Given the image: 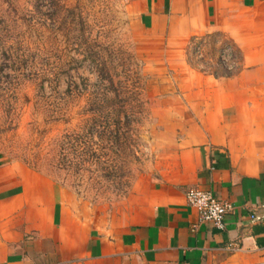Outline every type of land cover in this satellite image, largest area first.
Masks as SVG:
<instances>
[{"label": "crops", "instance_id": "1", "mask_svg": "<svg viewBox=\"0 0 264 264\" xmlns=\"http://www.w3.org/2000/svg\"><path fill=\"white\" fill-rule=\"evenodd\" d=\"M134 3L169 56L221 36L238 70L178 59L179 87L156 109L171 152L122 213L104 218L27 166L0 165V264H264V0ZM188 189L231 204L222 230L199 223Z\"/></svg>", "mask_w": 264, "mask_h": 264}, {"label": "rangeland", "instance_id": "2", "mask_svg": "<svg viewBox=\"0 0 264 264\" xmlns=\"http://www.w3.org/2000/svg\"><path fill=\"white\" fill-rule=\"evenodd\" d=\"M135 1L0 0V165L27 166L104 218L171 152L156 109L179 87L180 57L221 70L226 50L228 74L240 62L221 36L201 57L190 45L169 56L144 37Z\"/></svg>", "mask_w": 264, "mask_h": 264}, {"label": "built area", "instance_id": "3", "mask_svg": "<svg viewBox=\"0 0 264 264\" xmlns=\"http://www.w3.org/2000/svg\"><path fill=\"white\" fill-rule=\"evenodd\" d=\"M189 45L192 53L196 56L199 54L198 57H201L202 42L200 40H195L190 42ZM228 58H230V54L228 51L224 50L219 64L222 65L220 67L229 72L232 70V67L228 65ZM184 194L186 204L197 211L199 223H208L218 230L224 228V219L232 210L229 202L216 199L212 193L208 191L188 189ZM251 219L257 220L258 217L251 216Z\"/></svg>", "mask_w": 264, "mask_h": 264}]
</instances>
